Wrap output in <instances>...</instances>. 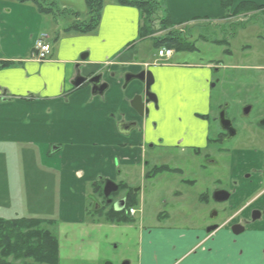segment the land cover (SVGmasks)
<instances>
[{"label": "crops", "instance_id": "1", "mask_svg": "<svg viewBox=\"0 0 264 264\" xmlns=\"http://www.w3.org/2000/svg\"><path fill=\"white\" fill-rule=\"evenodd\" d=\"M163 1L165 16L174 27L220 23L241 3L264 2ZM69 24L40 14L32 3L0 0V218H32L23 213L35 215L38 209L29 211L22 204L38 201L30 196L45 191L47 184L48 188L57 189L60 217L75 214L83 209L85 189L98 175L112 178L116 163L139 164L149 141L163 137L169 144L184 139V135L191 141L196 133H206L205 125L196 122L194 113L200 109L194 108L184 116L187 123L183 126L180 124L174 132L165 129L168 101L162 96L161 84L166 89L173 80L166 74L173 69H185V78L195 79L197 92L190 88L183 96L199 98L198 104L205 108L212 82L210 70L220 69L219 64L183 66L171 62L173 55L163 65H158L157 59L137 60L146 57L137 44L150 40L139 38L142 15L138 9L120 6L115 0L104 3L100 24L94 32L64 33ZM42 34L47 35L52 50L47 61L38 62L31 54L34 42ZM140 71L152 72V91L158 97L159 108L162 101L157 111L148 104L149 114L143 119L131 107L134 97L141 95L143 83L136 79L126 81L128 75ZM162 74L165 76L161 77ZM96 75L101 77L100 84L107 85L101 95L92 94L87 83L73 86L78 77L89 79ZM180 115L170 114L173 125ZM134 120L138 128L127 133L119 128L120 124ZM152 121L156 122L153 126ZM224 236V242H210L197 254H189L187 264H264L259 250L232 246L226 241L228 235ZM163 238L160 232L145 237L148 245L140 264H173L192 248V243H187L180 250L169 242L171 261L153 260L151 244L164 243ZM174 248L177 251L173 252Z\"/></svg>", "mask_w": 264, "mask_h": 264}, {"label": "rangeland", "instance_id": "2", "mask_svg": "<svg viewBox=\"0 0 264 264\" xmlns=\"http://www.w3.org/2000/svg\"><path fill=\"white\" fill-rule=\"evenodd\" d=\"M48 1L55 4L54 11H70L77 13L81 20L82 18L87 19L85 0ZM111 1L114 0H104V3ZM156 2L160 7L152 23L154 29L158 26L156 20L165 15L164 1L156 0ZM260 4L264 5V2ZM233 13L225 15L222 21L216 24L209 22L198 26L172 27L173 30L181 29L183 37L186 36L187 41L193 43L196 50L193 52L174 51L171 62L183 66L212 63L214 66L219 64L221 68L210 70L212 82L209 84V102L205 108H203L204 105L198 104L199 98L192 96L188 99L183 96L190 91V88L197 92L195 79L192 81L186 79L185 69L178 68L176 69L178 71L173 69L171 74L170 72L166 74L173 80L168 83L166 89L161 84L162 96L165 101H168L165 129L174 132L181 126L180 124L183 126L187 123L184 116L194 108L200 109V112L194 113L195 116H200L196 122L204 125L210 123L211 130L214 131L215 122L211 119L217 116L219 108L225 107L226 116L234 121L238 130V135L231 140L232 148L243 149L250 143H255L256 148H260L264 147V129L260 127V124L258 126L248 124L258 123L264 117V14L253 11L241 12L238 15H233ZM71 18L72 15L63 17L58 14L57 17L59 21L66 22L67 25L71 23ZM48 29L51 30L49 26ZM161 35L163 34L155 36ZM223 40L228 42L227 45L211 43V41ZM137 47L142 54L146 55L143 59L137 60L151 62L157 59V49L150 40L140 41ZM167 62L160 60L158 65ZM163 76L165 74L161 77ZM161 103L160 100V108ZM248 107H250V112L245 116L243 110ZM175 113L181 115L177 117L173 125L169 116L171 114L172 117ZM201 116H208L211 121ZM151 124L153 126L156 122L152 121ZM210 137H213L212 132ZM152 143L149 141L144 148L146 158L149 160L153 152H158L150 148V145L153 146ZM209 148L206 153L214 151L213 147ZM239 155L236 151L233 156L235 164L241 160ZM225 159L223 155L210 154V163L213 162L210 164L205 162L203 156H194L190 150L180 152L169 149L166 163L170 167L179 166L183 174L163 172L155 178L143 179L141 168H138L137 164H129L133 166L128 167L130 179H125V168L119 167L121 175L116 177V181L128 180L133 187L140 188L137 199L139 205L135 208L136 214L131 223H110L105 220L104 214L95 213L96 204L100 205L101 202L90 186L85 189L86 200L83 209L75 214H67L66 217H62L64 215L62 214L60 217L57 189L48 188L47 184L45 191L38 192L35 197L30 196L38 201L22 204L23 209L28 208L29 211L38 209V212L35 215L24 212L23 216L53 221L51 225L45 224L44 228L49 230L58 241L59 264H123L125 262L140 264L143 260V253L145 256L146 245H148L145 237L153 235L147 231L156 228L166 230L172 233V236H164L162 241L165 242L161 244H158V241L152 242L151 258L156 261L164 259L163 261L169 263L172 255V249L167 247L170 245L169 242H172V246L183 249L189 243L187 238L195 235L194 229L202 228L213 220L217 223L222 221V218L211 219V212L215 211L214 208L220 212L219 207L225 204L217 205L211 200V195L215 189L225 187L223 184L226 182L224 181L226 179V175L224 176ZM233 173H235V167ZM100 176L98 175L97 179H101ZM216 179H220L223 185L215 183ZM182 180L193 183L187 184ZM99 184L103 186L101 182ZM203 193H207L209 202L200 205L199 197ZM177 194L182 195V198L176 199ZM209 242L213 241L209 240ZM174 250L177 251V248H174L173 252ZM259 254L260 257L264 256L261 252ZM255 256L258 257L257 253ZM181 260L179 264H187L188 259ZM8 262L32 264L30 260L13 261L11 258Z\"/></svg>", "mask_w": 264, "mask_h": 264}, {"label": "flooded vegetation", "instance_id": "3", "mask_svg": "<svg viewBox=\"0 0 264 264\" xmlns=\"http://www.w3.org/2000/svg\"><path fill=\"white\" fill-rule=\"evenodd\" d=\"M141 72L142 71H140V73ZM152 81V84L148 85L145 78L144 80H142L143 90L141 95L139 96H144V94H147L144 99L149 102V104L153 105L154 110L157 111L159 108L158 97L152 91V87L154 85L153 75ZM244 115L246 116L248 114ZM199 117L200 116H196V118ZM139 118L143 119L141 117ZM201 118L205 120L207 119V121L209 122L211 120L215 122L216 128L214 129V131L211 130V124L208 123L207 125H205V135L203 136L200 133H196L191 141H188L186 137L184 139L176 140L174 143L168 144L165 142L163 137H158L152 143L153 146L150 145V148H152L153 151L157 150L158 152H153L151 160H149L146 158L145 151L143 150L141 161L139 162V164H137L138 168H141V177L143 179H146L155 178L163 172H170L178 175L183 174V170L179 166L170 167L169 164L166 163L169 149H175L176 151L179 150L180 152L190 150L194 156H203L205 162L209 163L210 154L223 155L226 158L224 162V176L226 175V179L224 181L226 182L223 183L225 184V187L215 189L213 193L217 191H224L228 193V198L225 201L217 202L213 199V193L211 195V200L217 205L225 204V206L219 207L220 212H218L216 208H214L215 211L211 212V219L222 218V221L220 223H217L213 220L212 222L207 223L202 228L194 229L195 237L192 236L187 238L189 243H192L191 250L187 251L179 259L175 260L173 264H179L182 261L181 259H186L189 254H197L198 251H202L206 244H210L209 240H212V243H221V241L225 239L224 235H228L229 244L232 246H237L240 249H251V251L259 250V252L264 254V224H259L261 221H264V147L256 148L257 144L255 145V143H250L249 146H246L243 149L241 147V149L237 150L235 149V147L232 148L231 140L238 135V130L235 126L234 121L226 116L225 107L219 108L217 116L211 120L208 116H201ZM262 118L263 119L258 123L253 122L249 123L248 125L254 126V124H256L258 126L260 124V127L264 129V117ZM132 123H136V128H138V123L136 122V120L123 124ZM122 131L128 132L124 129H122ZM211 132L213 134V137H210ZM210 146L214 148V151L211 153H206V151L210 149ZM236 151L239 152V156L241 158V160H239L237 164L234 163L233 157L235 156ZM116 164L117 169L115 170L114 176H112V178H105L100 176L101 179H97L94 181L98 183L97 187L94 185V182L90 185L93 191L94 188L97 189L95 193L97 197L100 198L101 202L100 205L96 204L94 211H97V213L99 214H104V217L106 219L110 210L116 212L113 208L114 204L116 202L123 201L124 207L117 213H123L125 216L132 219L134 214H136L135 208L139 205L137 199L139 198L140 188L133 187L128 183V180L116 181V177H118V175H121V170L119 167H123V169L125 168V179H130V169H128V167H133L132 165L129 166L120 165L118 163ZM210 164H213V162ZM148 166L149 168H147ZM234 167L235 173H233ZM107 181H111L112 183H114L117 186V190L115 192H112L108 197H105L103 190ZM99 182H101V185L103 186H100ZM182 182H185L187 184L193 183L191 181L183 180ZM215 183H218L220 186L223 185L221 184L222 182L220 179H216ZM177 198L181 199L182 195L177 194L176 199ZM132 200L136 201L137 205L133 208L127 209V203ZM208 202L209 196L207 195V193L201 194L199 197L200 205H204L205 203L208 204ZM130 210H133V213H130ZM257 225L262 226V229ZM156 229L149 230L147 231V233L151 232L152 234H155V232H160L165 237H169V235L172 236V233L166 232V230ZM208 229L212 230L210 232H207ZM173 247H175V245Z\"/></svg>", "mask_w": 264, "mask_h": 264}, {"label": "trees", "instance_id": "4", "mask_svg": "<svg viewBox=\"0 0 264 264\" xmlns=\"http://www.w3.org/2000/svg\"><path fill=\"white\" fill-rule=\"evenodd\" d=\"M19 3H32L42 15H50L56 19L59 15L68 17L72 15L69 26L64 33H77L86 35L94 32L99 24L104 5V0H85L87 19H80L77 13L67 12L65 10L54 11L55 4L48 0H16ZM115 2L124 7L136 8L142 15V24L140 26L139 38L150 39L154 48H167L176 52H193L195 46L188 42L181 29L173 30L167 16L161 17L157 21V28H153L152 23L159 10V4L156 0H115ZM260 12L264 14V5H256L250 2H244L237 6L233 15L241 12ZM163 34L161 36H155ZM207 41L205 38H201ZM213 44L227 45V41H211ZM97 182L94 185L97 187ZM94 186V187H95ZM94 188V192H96ZM137 202L132 200L127 203V209L133 208ZM97 213V211H95ZM106 221L110 223H131L132 219L123 213L109 211ZM52 220L39 218H0V264H12L13 261L26 262L30 260L32 264H59V245L56 237L44 228V225H51Z\"/></svg>", "mask_w": 264, "mask_h": 264}, {"label": "water", "instance_id": "5", "mask_svg": "<svg viewBox=\"0 0 264 264\" xmlns=\"http://www.w3.org/2000/svg\"><path fill=\"white\" fill-rule=\"evenodd\" d=\"M144 78L146 79L148 85L152 84L153 81H152L151 73L145 72V71H142L140 74L134 75V76L128 75L126 77V81L128 82L131 79H136V80H139L142 82V80H144ZM100 82H101V77L99 75L93 76L89 79L83 78V77H78V78H76L75 82L73 83V86L79 87L82 84L87 83L92 88V94L101 95L107 90V85L106 84H100ZM146 96H147V94H144V96H136V97H134V99L131 102V107L136 111V113L141 118L148 116L147 104H149V102H147L144 99ZM155 101H156V99H155ZM248 112H249V107L244 110V114H248ZM136 126H137L136 123L122 124L119 126V128L120 129L122 128L124 130L129 131L131 129L136 128ZM116 190H117V186L114 183H112L111 181H107L105 183L104 190H103L104 196L108 197L112 192H115ZM227 198H228L227 192L217 191V192L213 193V199L217 202L225 201ZM123 207H124L123 201L116 202L113 206V208L116 212L122 210ZM212 229H214V228H212ZM212 229H208L207 232H210ZM124 264H128V263L125 262Z\"/></svg>", "mask_w": 264, "mask_h": 264}, {"label": "built area", "instance_id": "6", "mask_svg": "<svg viewBox=\"0 0 264 264\" xmlns=\"http://www.w3.org/2000/svg\"><path fill=\"white\" fill-rule=\"evenodd\" d=\"M51 53V45L48 42L47 35H40L34 42L32 59L38 62L47 61ZM173 54L171 49L160 48L157 51V57L159 59H169ZM130 213H133V210H130Z\"/></svg>", "mask_w": 264, "mask_h": 264}]
</instances>
